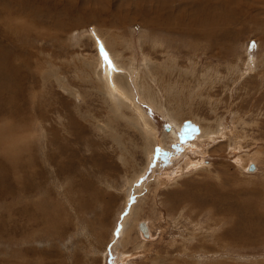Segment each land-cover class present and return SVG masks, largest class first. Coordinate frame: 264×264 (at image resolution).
Listing matches in <instances>:
<instances>
[{
  "label": "rangeland",
  "instance_id": "obj_1",
  "mask_svg": "<svg viewBox=\"0 0 264 264\" xmlns=\"http://www.w3.org/2000/svg\"><path fill=\"white\" fill-rule=\"evenodd\" d=\"M0 48V264H264V0H0Z\"/></svg>",
  "mask_w": 264,
  "mask_h": 264
},
{
  "label": "bare ground",
  "instance_id": "obj_2",
  "mask_svg": "<svg viewBox=\"0 0 264 264\" xmlns=\"http://www.w3.org/2000/svg\"><path fill=\"white\" fill-rule=\"evenodd\" d=\"M201 33V32H200ZM3 46H5V45H3ZM9 50V49H8ZM11 50V49H10ZM13 54V53H12ZM9 53H7V51L6 50H2L1 48H0V82H1V85L2 86H4L5 84H6V82L8 81V77H9V75H11V74H9V72H7V74L5 73L6 71H4V68L6 67V65L7 64H9L10 63V58H9ZM14 57V56H13ZM12 57V58H13ZM107 61V65L108 66H110L109 64H108V61H109V58H108V56H107V59H106ZM10 65V64H9ZM10 67V66H9ZM8 67V68H9ZM16 68V67H15ZM21 69H24V68H21ZM20 69V70H21ZM8 70V69H7ZM23 73V72H22ZM108 73V77L110 76V74H111V72H110V70L107 72ZM14 77V76H13ZM12 78V77H11ZM13 79V78H12ZM16 79V78H15ZM23 83V82H22ZM13 84V83H12ZM18 84V83H17ZM8 86V85H7ZM6 87V86H5ZM4 87V88H5ZM0 88H1V86H0ZM21 88V87H20ZM2 89H3V87H2ZM7 89V88H6ZM5 89V90H6ZM12 89V88H11ZM4 90V89H3ZM1 91V90H0ZM19 92V91H18ZM5 94V93H4ZM10 94V93H9ZM22 94V93H21ZM25 102V101H24ZM3 108H0V112H2L1 110H2ZM0 120H2V124H1V126H3V127H6V124H5V122H8V120H7V116L5 115V114H0ZM198 132H195L194 134H193V137L191 138V139H194V137H195V135L196 134H198L199 132H200V127L198 126ZM183 139V138H182ZM190 140V139H189ZM185 141H188V138H186V140ZM185 141H183V142H185ZM249 170H253L254 168H255V166L253 165V164H251L249 167ZM138 228H140L139 230H140V234L142 235V237H148L149 236V233H150V230L149 229H147V225L144 223V222H141L140 224H139V226H138Z\"/></svg>",
  "mask_w": 264,
  "mask_h": 264
},
{
  "label": "water",
  "instance_id": "obj_3",
  "mask_svg": "<svg viewBox=\"0 0 264 264\" xmlns=\"http://www.w3.org/2000/svg\"><path fill=\"white\" fill-rule=\"evenodd\" d=\"M183 124H187V121H183ZM182 132H183V135H182V138L183 139H181L180 137H179V140H181V142H183V141H185L186 140V138H192L193 137V134L195 133V132H198V127L196 126V125H186L183 129H182ZM179 140H177L178 142L177 143H179L180 141Z\"/></svg>",
  "mask_w": 264,
  "mask_h": 264
},
{
  "label": "snow or ice",
  "instance_id": "obj_4",
  "mask_svg": "<svg viewBox=\"0 0 264 264\" xmlns=\"http://www.w3.org/2000/svg\"><path fill=\"white\" fill-rule=\"evenodd\" d=\"M105 59H107V58H105Z\"/></svg>",
  "mask_w": 264,
  "mask_h": 264
}]
</instances>
